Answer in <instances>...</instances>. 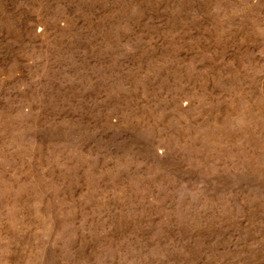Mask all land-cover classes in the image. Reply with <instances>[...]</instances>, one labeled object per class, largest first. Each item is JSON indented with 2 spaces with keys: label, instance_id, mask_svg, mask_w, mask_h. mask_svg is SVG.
<instances>
[{
  "label": "rangeland",
  "instance_id": "obj_1",
  "mask_svg": "<svg viewBox=\"0 0 264 264\" xmlns=\"http://www.w3.org/2000/svg\"><path fill=\"white\" fill-rule=\"evenodd\" d=\"M0 264H264V0H0Z\"/></svg>",
  "mask_w": 264,
  "mask_h": 264
}]
</instances>
